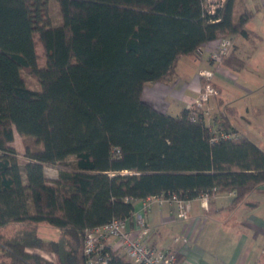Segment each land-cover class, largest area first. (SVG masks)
Returning <instances> with one entry per match:
<instances>
[{"label": "trees", "instance_id": "16d2710c", "mask_svg": "<svg viewBox=\"0 0 264 264\" xmlns=\"http://www.w3.org/2000/svg\"><path fill=\"white\" fill-rule=\"evenodd\" d=\"M49 1L0 0L2 264H57L53 256L85 264V230L130 217L135 200L150 195L191 200L215 188L233 195L231 207L257 204L248 196L264 192V149L233 128L235 108L219 99L212 117L198 107L172 115L142 97L204 44L249 37L245 0L212 12L206 0H56L61 25ZM232 49L221 64L240 70L245 61ZM219 132L231 135L212 140ZM15 133L39 146L26 147L23 165ZM70 156L71 171L47 177L45 165ZM42 225L58 238H42ZM110 264L133 263L117 250Z\"/></svg>", "mask_w": 264, "mask_h": 264}, {"label": "crops", "instance_id": "0c3cea01", "mask_svg": "<svg viewBox=\"0 0 264 264\" xmlns=\"http://www.w3.org/2000/svg\"><path fill=\"white\" fill-rule=\"evenodd\" d=\"M252 1L254 11L248 9L251 17L246 23L247 28L253 16L264 13V0ZM249 30L251 34L247 38L232 36V52L244 59V68L246 64H251L264 70V48L260 50L259 46L264 43V20L260 18L254 30ZM252 40L254 49L250 51L248 45ZM214 42L204 44L196 55L180 58L176 76L171 81L147 83L142 93L144 101L167 113L171 105L176 106L179 114L182 108H186L187 100L196 97L201 88L199 71L212 68L206 48ZM240 70L223 64L216 68L212 81L220 89L219 95L205 108L209 113H214L219 99H222L226 106L235 108L236 113L230 117L233 128L245 135L243 123L248 120L243 108L240 109L234 99L224 98L220 85L223 81H236L237 76L233 72ZM254 98V142L264 149V99ZM206 119L207 122L211 121L210 118ZM232 198L231 193H218L207 206L193 198L186 206L183 219L177 217L174 203H154L146 215L151 229L148 245L175 250L176 264H264V192H254L248 196L249 201L257 202L256 205L242 203L231 207ZM141 205L142 199L135 200L134 210H140ZM114 240L109 238L107 243L112 244Z\"/></svg>", "mask_w": 264, "mask_h": 264}, {"label": "built area", "instance_id": "2783aa9c", "mask_svg": "<svg viewBox=\"0 0 264 264\" xmlns=\"http://www.w3.org/2000/svg\"><path fill=\"white\" fill-rule=\"evenodd\" d=\"M222 2L223 0H218L216 5L208 10L212 12ZM233 45L232 38L224 37L215 40L212 45L206 48L212 68L199 71V77L203 80V84L196 97L187 100L186 107L188 109L201 108L204 110V115L209 117V111L205 105L212 97L218 95V89L212 83V78L215 69L221 65L223 57L230 53ZM194 117L195 115L192 114L191 120H194ZM229 136L226 132H219L212 137V140ZM215 195L216 189L214 188L212 192L209 190L201 192L196 198L201 201L202 205L207 206ZM163 202L174 203L177 217L185 218L188 199L180 198L176 194L147 196L142 199L140 210H133L130 217L113 218L103 225L85 230L83 248L85 264H110L111 252L117 250L133 264H176L177 252L175 250L154 248L147 243L151 229L147 224L146 215L154 203L162 204ZM109 238L115 239L112 244L107 243Z\"/></svg>", "mask_w": 264, "mask_h": 264}, {"label": "rangeland", "instance_id": "374dc122", "mask_svg": "<svg viewBox=\"0 0 264 264\" xmlns=\"http://www.w3.org/2000/svg\"><path fill=\"white\" fill-rule=\"evenodd\" d=\"M217 1L218 0H206L205 2L206 8L212 9V7L216 5ZM253 4L254 3L252 0L246 1V6L248 7V9L254 11ZM49 13L52 19V23L54 25L62 24V16L60 13L58 2L56 0L49 1ZM260 18L264 20L263 12L251 18L250 22L247 25L248 28L254 30V25H258V22H260ZM259 46L261 50L262 48H264V43H262ZM248 49L250 51L251 49H254V40L249 41ZM41 51H42L41 47L38 46L37 52L40 54ZM44 63H45L44 57L40 56L39 64L43 65ZM233 74L237 76L236 81L228 80L227 82L223 81L222 83H220L223 89L222 96L227 100L234 99V103H237L240 109L243 108L244 114L248 120L247 122L243 123L245 125L244 134L247 137H249L252 141H254V99H255L254 97L256 98L260 97L264 99V70H262L260 67L256 68L254 67V65L246 64L245 68L241 69L240 71H235L233 72ZM22 75L28 87L33 89H39V83L30 75L28 71H23ZM202 84H203V80L201 81V85ZM217 96L212 97L210 101L216 99ZM178 112H179L178 107L172 105L168 110V113L172 115H176ZM213 114H214L213 112L209 113V117H212ZM11 145L15 148L17 152V159L21 165H23L24 162L27 160V158L24 156L26 147L30 149H37L39 147L31 137L20 135L18 133L14 134V140L11 143ZM72 164H73V156H70L67 158L66 163L45 165L44 166L45 173L48 178H56L61 171H71L73 169ZM39 234L45 240L57 239L59 236L58 231H56L53 227H50L48 225L40 226ZM49 258L52 257L49 255ZM53 259L56 261L57 264H59L54 256ZM0 264H2L1 258H0Z\"/></svg>", "mask_w": 264, "mask_h": 264}]
</instances>
